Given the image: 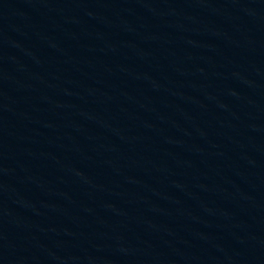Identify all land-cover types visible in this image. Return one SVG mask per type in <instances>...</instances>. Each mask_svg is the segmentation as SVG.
Segmentation results:
<instances>
[{"label":"water","instance_id":"95a60500","mask_svg":"<svg viewBox=\"0 0 264 264\" xmlns=\"http://www.w3.org/2000/svg\"><path fill=\"white\" fill-rule=\"evenodd\" d=\"M0 264H264V0H0Z\"/></svg>","mask_w":264,"mask_h":264}]
</instances>
